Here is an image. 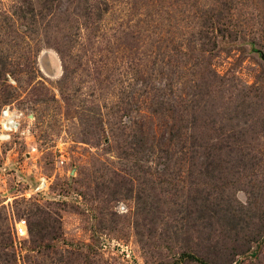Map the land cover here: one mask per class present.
<instances>
[{"label":"rangeland","instance_id":"rangeland-1","mask_svg":"<svg viewBox=\"0 0 264 264\" xmlns=\"http://www.w3.org/2000/svg\"><path fill=\"white\" fill-rule=\"evenodd\" d=\"M263 55L264 0H0V264H264Z\"/></svg>","mask_w":264,"mask_h":264},{"label":"trees","instance_id":"trees-1","mask_svg":"<svg viewBox=\"0 0 264 264\" xmlns=\"http://www.w3.org/2000/svg\"><path fill=\"white\" fill-rule=\"evenodd\" d=\"M34 222L28 224V231L29 233L36 234L40 239L46 238L49 230L47 229V226L43 223H45L44 215L36 212L34 213ZM201 264H213L209 262L208 260H202Z\"/></svg>","mask_w":264,"mask_h":264},{"label":"built area","instance_id":"built-area-1","mask_svg":"<svg viewBox=\"0 0 264 264\" xmlns=\"http://www.w3.org/2000/svg\"><path fill=\"white\" fill-rule=\"evenodd\" d=\"M5 116L7 117L5 123L7 124L8 129L12 130L13 127L16 128L15 126L16 124L13 118H11V116H8V115H5ZM15 234L17 236H26V237L29 235L28 223L26 220H19L16 223Z\"/></svg>","mask_w":264,"mask_h":264},{"label":"water","instance_id":"water-1","mask_svg":"<svg viewBox=\"0 0 264 264\" xmlns=\"http://www.w3.org/2000/svg\"><path fill=\"white\" fill-rule=\"evenodd\" d=\"M263 57H264V55H263Z\"/></svg>","mask_w":264,"mask_h":264}]
</instances>
